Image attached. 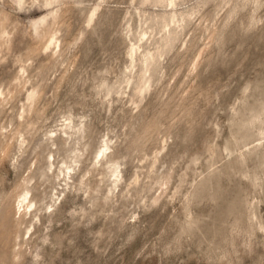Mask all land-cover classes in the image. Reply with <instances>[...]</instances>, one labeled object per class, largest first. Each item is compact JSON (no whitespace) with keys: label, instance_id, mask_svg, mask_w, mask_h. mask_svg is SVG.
Masks as SVG:
<instances>
[{"label":"rangeland","instance_id":"1","mask_svg":"<svg viewBox=\"0 0 264 264\" xmlns=\"http://www.w3.org/2000/svg\"><path fill=\"white\" fill-rule=\"evenodd\" d=\"M0 264H264V0H0Z\"/></svg>","mask_w":264,"mask_h":264},{"label":"bare ground","instance_id":"2","mask_svg":"<svg viewBox=\"0 0 264 264\" xmlns=\"http://www.w3.org/2000/svg\"><path fill=\"white\" fill-rule=\"evenodd\" d=\"M29 192H30V190L28 189V192H27V194L25 195V197L23 198V201H24V200H28V202L30 203V202H32V196L29 195L30 197H28ZM30 194H31V193H30ZM23 201H21V203H22ZM33 202H34V201H33ZM21 203H20V204H21ZM24 203H25V202H24ZM24 203H23V204H24ZM29 203H28V204H29ZM26 204H27V203H26ZM30 204H31V203H30ZM30 204H29V205H30ZM34 204H36V203H34ZM34 204H33V205H34ZM29 205H27V206H29ZM33 205H32V206H33ZM32 206H30V207H32ZM24 207H25V206H24ZM21 208H22V207H21ZM28 208H29V207H28ZM24 209H26V208H24ZM34 209H36V208H34ZM26 210H27V209H26ZM28 210H30V208H29ZM31 211H33V210L31 209V210L29 211V212L32 214ZM15 212H16V211H15ZM22 212H23V211H22ZM22 212H21V213H22ZM33 212H34V211H33ZM26 213H28V212H26ZM23 214H24V215H23ZM22 215L25 216L26 214H25V213H22ZM19 217H20V215H19ZM23 218H24V217L21 216V218H20L19 221H21ZM22 221H23V220H22Z\"/></svg>","mask_w":264,"mask_h":264}]
</instances>
